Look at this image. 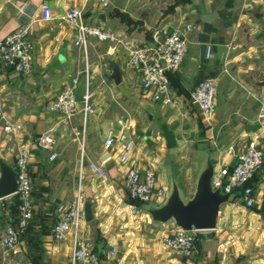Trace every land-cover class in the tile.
I'll return each mask as SVG.
<instances>
[{
    "label": "crops",
    "instance_id": "0c3cea01",
    "mask_svg": "<svg viewBox=\"0 0 264 264\" xmlns=\"http://www.w3.org/2000/svg\"><path fill=\"white\" fill-rule=\"evenodd\" d=\"M44 4L51 8L48 19L41 15ZM203 5L207 11H216L217 17L209 32L212 56L200 60L196 35L203 9L195 0H108L106 5L101 0H0V38L26 21L34 43L29 73L0 67V158L14 168L16 147L3 131L4 116L23 124L17 137L30 148L34 209L31 226L9 249L8 256L0 255V264H69L71 233L56 238L52 227L57 204L78 193L83 204L90 201L92 213L91 219L82 223L80 234L97 250L99 264H264V0H204ZM70 6L82 8L86 23L111 29L133 43L150 38L156 27L171 29L193 22L182 64L169 75L173 93L169 104L187 120L190 112L202 120L189 94L199 79L212 77L217 89L215 115L210 124H202L203 138L209 145L206 155L214 168L235 162L234 154L251 139L263 151L262 166L253 180V205L244 206L238 197L223 203L216 226L196 232L194 251L189 256L162 240L175 223H155L147 212L149 206L162 202L159 197L154 195L143 203L138 213L130 211L132 201L124 185L127 164L118 161V147L105 148L102 143L108 127L115 132L123 128L116 122L123 117L126 128L134 134L131 161L142 170L153 165L158 183L168 191L170 181H175L187 199L195 183L193 186L194 181L181 180L170 165L174 143L178 145L179 139H171L162 130L168 124L159 113L157 129H153L140 112L146 101L154 102L148 113L168 104L142 92L141 78L125 66L126 52L119 43L90 36L86 52L75 45V28L61 18ZM116 63L118 81L111 76ZM85 67L95 111L84 122L76 114L72 123L66 124L58 112L48 109L47 101L77 72L79 98ZM76 130L84 140L81 169V135ZM43 132L55 136L50 150L35 142ZM52 151L57 152L54 158H50ZM88 160L100 162L105 175L91 171ZM14 199V194L0 199V237L13 217Z\"/></svg>",
    "mask_w": 264,
    "mask_h": 264
},
{
    "label": "built area",
    "instance_id": "2783aa9c",
    "mask_svg": "<svg viewBox=\"0 0 264 264\" xmlns=\"http://www.w3.org/2000/svg\"><path fill=\"white\" fill-rule=\"evenodd\" d=\"M103 5L108 0H101ZM44 19L51 16V8L44 4L41 8ZM61 18L75 28L74 44L86 52L88 37L93 36L98 40H107L111 43H119L126 52L125 66L137 73L141 78V90L153 100L163 104L172 102V89L169 74L177 70L187 52L189 33L193 29L192 22L178 24L169 29L168 26H159L153 29L150 38L138 43L124 41L121 36L111 29L101 28L85 22L81 7L70 6L61 15ZM29 22L22 21L16 29L3 38H0V67L11 66L14 70L29 73L32 67L34 43L29 38ZM212 56V46L208 42L205 45L204 57ZM84 84L80 97H77L79 85V72L73 75L62 89L47 101V107L51 111L58 112L61 120L71 124L76 114H80L83 122L89 114L94 113L90 88L88 68L84 70ZM216 83L212 77H203L197 81L190 91L189 99L201 113L204 123L210 124L216 110ZM3 116V115H2ZM116 122L123 128L115 132L112 126L108 127L103 135L102 143L105 148L118 147V161L127 164L124 174V185L132 213H138L141 205L150 201L154 195L163 200L167 194V187L158 183L157 174L153 165H148L143 170L131 161V150L134 145V134L126 128V122L119 116ZM2 128L5 134L12 137L16 147L14 153V169L16 174L17 211L14 214V223L7 224L0 237V244L7 248H13L19 243L20 234L26 229L33 218L32 192L33 183L30 169V148L25 145L21 137L17 135L22 131L23 124L20 121L3 116ZM73 130H75V127ZM81 135V156L78 168L84 164L83 134ZM55 136L52 132L39 134L35 142L45 149H52L55 144ZM57 155L52 151L50 158ZM236 160L230 165H221L213 169L210 184L213 188H219L221 192H232L233 197H238L246 207L253 205L255 201L252 178L260 170L263 161V151L255 139H251L247 145L234 154ZM89 169L97 175L104 176L105 169L100 162L88 160ZM1 199V198H0ZM83 201L78 194L66 202H60L56 206L57 219L52 227L53 235L62 238L67 232L72 236V251L69 256V264H99V254L94 247L87 243L81 236L84 218ZM195 228L184 229L174 225L170 231L162 236L163 242L176 252L189 256L195 247ZM115 247L111 246V252Z\"/></svg>",
    "mask_w": 264,
    "mask_h": 264
},
{
    "label": "water",
    "instance_id": "95a60500",
    "mask_svg": "<svg viewBox=\"0 0 264 264\" xmlns=\"http://www.w3.org/2000/svg\"><path fill=\"white\" fill-rule=\"evenodd\" d=\"M203 9L201 28L197 32L196 41L200 60L204 59L205 45L209 42L211 23L217 17L216 11L204 9V0H195ZM111 76L119 80V65L113 67ZM213 163L207 156L203 161L195 181L192 194L185 199L175 181L171 180L165 198L158 205L149 206L147 212L155 223L172 220L175 225L184 229H212L216 226L220 206L231 200L232 192H221L210 184ZM16 190L15 169L0 158V198L14 194ZM84 218L92 217L90 201L84 202Z\"/></svg>",
    "mask_w": 264,
    "mask_h": 264
},
{
    "label": "rangeland",
    "instance_id": "374dc122",
    "mask_svg": "<svg viewBox=\"0 0 264 264\" xmlns=\"http://www.w3.org/2000/svg\"><path fill=\"white\" fill-rule=\"evenodd\" d=\"M194 13L198 15V10H195ZM106 43L105 45L108 44ZM106 89L108 92L109 88ZM100 95L102 96V94ZM93 105L96 107L95 102H93ZM148 108H154V102L146 101L144 107L140 106L142 119L148 122L151 128L157 129L158 121L156 114L159 113L163 117V121L168 124V127L162 130L166 134H169L168 137L171 139H179L178 145L174 143L176 147L172 150L170 165L172 166V170L177 172L181 180L188 181V183L194 181V186L197 173L207 157L206 154H208L206 150L209 145L203 138L205 136L203 121L196 118L191 112L190 119L187 120L185 115L183 116L176 106L172 104L156 109L152 113H148ZM9 252V249H4L3 247L0 249V255L8 256Z\"/></svg>",
    "mask_w": 264,
    "mask_h": 264
},
{
    "label": "trees",
    "instance_id": "16d2710c",
    "mask_svg": "<svg viewBox=\"0 0 264 264\" xmlns=\"http://www.w3.org/2000/svg\"><path fill=\"white\" fill-rule=\"evenodd\" d=\"M169 75H170V74H169ZM255 175H256V174H255ZM255 175L253 176V178H252V180H251L252 185H253V180H254V178H255ZM16 211H17V199H16V196H15L14 202H13V204H12L13 217H12L10 223H14V214L16 213ZM31 222H32V220L30 221V223L28 224V226L26 227L25 230H27V229L31 226ZM25 230H24V231H25ZM24 231H23V232H24ZM23 232H22V233H23ZM22 233H21V234H22ZM21 234H20V236H21Z\"/></svg>",
    "mask_w": 264,
    "mask_h": 264
}]
</instances>
